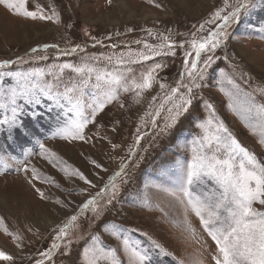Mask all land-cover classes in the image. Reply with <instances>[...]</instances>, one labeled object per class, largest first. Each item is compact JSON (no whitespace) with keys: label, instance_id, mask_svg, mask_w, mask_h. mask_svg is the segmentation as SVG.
<instances>
[{"label":"rangeland","instance_id":"1","mask_svg":"<svg viewBox=\"0 0 264 264\" xmlns=\"http://www.w3.org/2000/svg\"><path fill=\"white\" fill-rule=\"evenodd\" d=\"M157 2L160 8L153 7L146 0H112L110 5L107 0H29L30 10H34L37 4L43 6L45 11H49L50 5L55 6L61 15L60 25L26 20L0 6V61L22 57L23 62L10 69L14 72H55L62 63L75 66L87 63L94 65L98 71H112L116 70L114 62L109 63L106 59L92 61L90 58L109 55L116 57L121 53L126 57L129 50H143V44H136L137 40L158 44L160 41L149 36L148 30L157 35H169L177 44L185 43L187 48L186 41L192 38V33L206 35V31L197 32L199 24L209 19L217 8L223 7V0ZM229 3L234 4L235 0H229ZM260 10L254 9L239 25L229 29L231 35L227 44L217 49L216 63L209 69L205 80L200 82L202 86L197 90L194 107L181 118L173 137L155 142L152 138L155 130L147 113L163 102L164 92H161L159 84L143 93L139 102H136L135 93L121 92L119 100L108 105L97 116L96 122L85 130L91 138L89 143L46 139V136H52L54 126L41 129L38 138L46 147L73 168L83 172L96 185L95 188L85 185L76 177H66L57 167L39 156V148L34 144H26L21 149L11 144L4 134H0V145L3 146L0 156L4 158L3 163H0V218H3L10 231L23 237L22 246L17 248L10 237L0 232V250L15 257L13 264H34L36 259H40L39 252L49 248L53 242V229L61 227L69 215L78 212L79 204L102 189L108 178L120 170L121 163L126 165L127 176H122L116 182L121 184V180L127 179L128 183L121 185L115 206L106 213L104 219L116 221L129 230L137 229L138 240L144 239L141 232L155 239L170 253L167 258H159L162 264H214V242L200 227L198 219L190 213L187 220L194 231L185 230V208L177 199L179 192L170 185L154 186L158 184L156 170L162 159L173 155L180 161L190 159L192 140L199 133L197 125L207 117L205 102L213 105L216 115L233 136L264 164V145L259 142V132L253 134L246 127L244 119L228 107L230 101L220 91V81L223 79L221 73H224L239 86L242 94L252 96L257 103H264V16H258L264 11ZM69 24L72 27L69 28ZM205 27L207 30L213 25ZM92 37L101 41L103 46L92 47ZM45 45H58L60 49L79 45L85 51L59 58L55 47L48 48L46 53L32 52L33 48L43 49ZM183 52L184 49L177 48L175 57L160 55L124 67L138 77L149 66L163 64L165 67L159 71L157 79L169 88L175 87L182 71ZM43 55L47 56L46 60L34 59L35 56ZM45 78L51 79L50 76ZM77 79L74 73L66 70L63 83H74ZM7 83L14 82L9 79ZM223 86L226 89L231 87L226 82ZM81 91L85 103L90 102L94 89L88 87ZM154 96L157 97L155 102L152 101ZM120 103L124 104L123 108ZM165 115L162 113L158 120L160 126H163ZM138 127L141 135H147H144L139 146H135ZM112 143L118 144L119 148L113 150ZM129 149L135 153L134 156L129 155ZM145 149L148 151L145 152ZM26 150L33 153L29 157L30 165L60 185V188H56L50 183L33 181L35 187L40 188L48 197L47 200H41L28 184L31 174L18 170L20 162L25 159ZM142 157L144 160L141 163ZM93 160L107 171L95 168L91 163ZM137 163L139 167H136ZM56 198L66 203L71 201L69 208L55 205L52 201ZM26 218H29V223H25ZM96 223L91 212L81 215L69 231L73 254L67 256L58 252L48 264H77V249L83 239L95 230Z\"/></svg>","mask_w":264,"mask_h":264},{"label":"snow or ice","instance_id":"2","mask_svg":"<svg viewBox=\"0 0 264 264\" xmlns=\"http://www.w3.org/2000/svg\"><path fill=\"white\" fill-rule=\"evenodd\" d=\"M28 3L29 0H0V6L17 17L61 24V15L55 6L50 5L49 11H45L43 6L37 4L34 10H30ZM107 3L110 5L112 0H107ZM146 3L161 7L157 0H146ZM257 8L264 9V0H235L234 4L223 0V7L217 8L209 19L199 24L197 32L206 31V35L192 33V38L186 41L187 48L185 43L177 44L169 35H157L148 30L149 36L160 41L158 44L137 40L136 44H143V50H129L127 58L124 53L116 57L109 55L90 58L92 61L106 59L109 63L114 62L116 70L112 71H98L94 65L87 63L82 66L62 63L55 72H14L10 69L21 64L22 57L0 61V134H4L11 144L21 149L26 144H34L39 148V156L57 167L66 177H76L85 185L95 188L96 185L83 172L73 168L46 147L38 138L41 129L54 126L52 136H46V139L89 143L91 138L85 130L96 122L97 116L108 105L119 100L121 92L135 93L136 102H139L143 93L159 84L161 92H164L163 102L147 113L155 130L152 138L155 142L173 137L181 118L193 109L197 90L202 86L200 82L205 80L209 69L216 63L217 49L227 44L231 35L229 29L239 25L243 18ZM206 25L213 27L206 30ZM193 27L196 28V25ZM92 39V47L103 46L95 37ZM52 47L57 49L58 58L85 51L79 45L69 49L45 45L43 49L33 48L32 52L46 53ZM177 48L184 49V52L180 79L175 87L169 88L157 79L159 71L165 67L163 64L149 66L138 77L124 67L160 55L175 57ZM224 58L227 59V55ZM34 59L46 60L47 56H35ZM66 70L78 77L74 83H63ZM46 76L51 79H46ZM221 76L220 91L230 101L228 107L244 119L246 127L253 134L259 132V142L264 145V103H257L252 96L242 94L239 86L224 73ZM9 79L14 83L8 84ZM225 82L231 86L230 89L223 86ZM88 87H92L94 92L91 101L85 103L81 90ZM156 99L154 96L152 101ZM120 107L123 108L124 104L120 103ZM204 107L208 110L207 117L197 125L199 133L192 140L190 159L180 161L174 155L162 159L156 170L158 184L154 186L170 185L178 190L177 199L185 208V230L194 231L187 220L190 213L198 219L200 227L215 244V255L212 257L214 264H264V164L233 136L216 115L212 104L205 102ZM162 113L166 115L163 126H160L158 120ZM136 131L135 146H139L147 133L141 135L139 127ZM111 146L113 150L119 148L115 143ZM32 154L31 150L25 151V159L20 162L18 170L31 174L28 184L41 200H47L48 197L40 188L35 187L33 181L50 183L56 188H60V185L30 165L29 157ZM129 155L134 156L135 153L129 149ZM3 159L0 156V163H3ZM143 160L142 157L140 162ZM91 163L95 168L107 171L96 161ZM139 166L137 163L136 167ZM122 176H127L124 163H121L120 170L114 176L108 178L102 189L78 205V212L69 215L61 227L53 229L55 236L51 246L39 252L41 258L36 259L34 264H48L58 252L71 256L73 241L69 239V231L80 216L87 212H91L93 221L98 223L77 249V264H162L159 258H167L170 253L155 239L141 232L144 239L138 240L137 229L129 230L116 221L104 219L106 213L115 206L121 185L128 183L127 179H123L121 184H117L116 181ZM52 202L60 208H69L71 204V201L66 203L59 198ZM0 232L10 237L17 248L22 246L23 237L10 231L3 218H0ZM14 259L7 251L0 250V262L3 264H13Z\"/></svg>","mask_w":264,"mask_h":264},{"label":"trees","instance_id":"3","mask_svg":"<svg viewBox=\"0 0 264 264\" xmlns=\"http://www.w3.org/2000/svg\"><path fill=\"white\" fill-rule=\"evenodd\" d=\"M264 11V9H261L260 12ZM258 16H264V13L258 14Z\"/></svg>","mask_w":264,"mask_h":264},{"label":"bare ground","instance_id":"4","mask_svg":"<svg viewBox=\"0 0 264 264\" xmlns=\"http://www.w3.org/2000/svg\"><path fill=\"white\" fill-rule=\"evenodd\" d=\"M27 220H29V218H28V219L26 218V221H25V223H27V222L29 223V221H27Z\"/></svg>","mask_w":264,"mask_h":264}]
</instances>
